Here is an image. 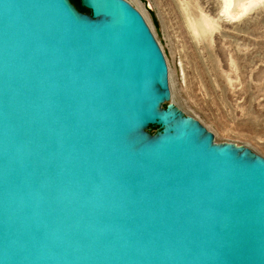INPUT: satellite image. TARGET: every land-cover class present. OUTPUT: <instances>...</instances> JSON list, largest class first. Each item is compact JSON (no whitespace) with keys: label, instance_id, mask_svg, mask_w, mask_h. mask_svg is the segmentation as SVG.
I'll use <instances>...</instances> for the list:
<instances>
[{"label":"water","instance_id":"1","mask_svg":"<svg viewBox=\"0 0 264 264\" xmlns=\"http://www.w3.org/2000/svg\"><path fill=\"white\" fill-rule=\"evenodd\" d=\"M80 3L0 0V264H264V158L164 107L131 4Z\"/></svg>","mask_w":264,"mask_h":264},{"label":"rangeland","instance_id":"2","mask_svg":"<svg viewBox=\"0 0 264 264\" xmlns=\"http://www.w3.org/2000/svg\"><path fill=\"white\" fill-rule=\"evenodd\" d=\"M125 1L165 57L172 100L164 107L199 121L217 144L264 158V0L241 16L227 11L226 0Z\"/></svg>","mask_w":264,"mask_h":264},{"label":"bare ground","instance_id":"3","mask_svg":"<svg viewBox=\"0 0 264 264\" xmlns=\"http://www.w3.org/2000/svg\"><path fill=\"white\" fill-rule=\"evenodd\" d=\"M252 3H255V0H226V8L229 13L241 16L249 9Z\"/></svg>","mask_w":264,"mask_h":264},{"label":"flooded vegetation","instance_id":"4","mask_svg":"<svg viewBox=\"0 0 264 264\" xmlns=\"http://www.w3.org/2000/svg\"><path fill=\"white\" fill-rule=\"evenodd\" d=\"M71 1V3L80 11V12H82V13H84V14H91V12L89 13H87L86 11H83V10H81L80 8H79V4H80V6H81V3H80V0H70Z\"/></svg>","mask_w":264,"mask_h":264},{"label":"trees","instance_id":"5","mask_svg":"<svg viewBox=\"0 0 264 264\" xmlns=\"http://www.w3.org/2000/svg\"><path fill=\"white\" fill-rule=\"evenodd\" d=\"M79 8H80L81 10H83V11L89 12L88 10L82 8L81 6H79ZM89 13H90V12H89ZM156 129H157V128H156Z\"/></svg>","mask_w":264,"mask_h":264}]
</instances>
